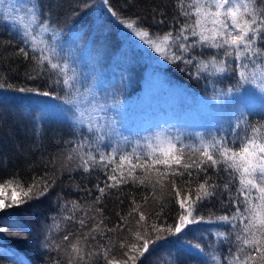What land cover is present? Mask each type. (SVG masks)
Segmentation results:
<instances>
[{
	"label": "trees",
	"instance_id": "obj_1",
	"mask_svg": "<svg viewBox=\"0 0 264 264\" xmlns=\"http://www.w3.org/2000/svg\"><path fill=\"white\" fill-rule=\"evenodd\" d=\"M36 3L37 0H20V10L24 12V6L30 10L31 6ZM39 5L45 12L51 10L52 13L51 30L43 33V39L51 48L55 49L53 62L67 64L70 72L73 73L68 72V75L73 76L77 71L78 64H75V60L71 56L78 59L79 55L86 52L88 55L85 57L84 65L87 66L88 59H90L94 69L91 68L87 77L75 76L72 81L75 85L74 88L64 86L63 75L58 74V70H51L47 63L44 65L45 70L40 71V74L37 75L33 71L34 63L31 59L33 53L31 51H29L28 59L22 55H16L17 49L22 46L18 39L23 31L13 29L0 12V76H6L7 83L15 86L12 89L7 87L0 89V182L11 181L17 188L15 196L11 188H6L3 198H5V203H9L12 199L23 196L29 186H32L29 195H35L45 182L51 185L48 192L39 199H30L19 207L14 206L0 212V219L8 225L6 231L0 232V264H49V260L55 259H59L61 264H68L69 255L65 249H68V245L74 241L75 236L70 237L69 241H63V236L67 232H73L82 237L85 232H89L97 220L104 217H106L104 224L109 228L117 224L122 227L117 228L115 232L104 231L102 227L103 237L98 233H89L88 247L84 248V251L94 252L97 255L88 259L87 264H106L101 245L111 248L109 258L114 257L115 260L122 261L126 259L124 253L131 244L136 243L138 247L143 244V240L137 241L135 237L138 230L136 222L139 220V212H143L146 216V221L141 222L142 225L155 222L157 227L161 225L167 227L169 224H175L182 210L175 197L171 180L175 179L177 186L183 187L184 181L188 180V177L186 174L184 177H173L169 174L168 179L163 182L164 187L162 188L157 183L159 177L154 171L145 175L141 173L140 169H137L136 183L129 181L122 183L119 188L106 189L108 194L105 195L101 203L97 204L95 201L99 193L94 186L100 183L103 187L107 176L98 168L90 173H84L80 167V149L77 141L82 137L79 134L80 132L86 133L90 142L95 134L87 132V122L90 119L97 123L104 120L105 117L114 118L116 128L119 130L121 115L125 113L119 108V105L141 90L139 77L146 70L151 74H157L158 79L168 87L183 88L190 94H199L216 102L215 110L210 111L208 115L200 114L199 130L194 126L189 130L179 129L178 133H170L173 137H180V142H177L178 148L181 147V142L183 145L198 146V134L208 139L210 138L209 133H213L217 137L225 136L230 140L233 136V129L240 132L244 127L243 124L240 128L235 127L236 115L241 107L244 108L249 121L264 122V105L261 103L264 100V93L258 91L254 86L246 85L241 88L239 93L234 92L232 96L223 97L221 100L214 99L217 91H226L236 83L231 75L209 77L207 81L204 78H194L189 74L195 71L193 67L185 66L179 61L169 63L108 11L110 6L124 19L139 18V26H143L150 34L165 33L171 30L175 35L179 32L182 24L194 19L180 15L176 0H109L108 5H105L103 0H39ZM40 8L37 11H40ZM161 19L164 21L163 24L156 23ZM71 31H76L74 32L78 36L76 41L80 40L82 35L90 37L92 46L85 48L84 51L82 49L81 52L76 41L68 42L71 40V38L69 39ZM193 39L196 38L189 36L187 43ZM24 47L26 50H30L31 42ZM122 48L126 50L123 68L128 81L125 85L120 86L118 79L108 75L106 67L110 64L111 58H114V54ZM195 51L197 54L203 51L207 56L216 50L196 49ZM35 54L39 55V52ZM99 66L105 69L106 78L103 77L102 69ZM116 66L118 63L114 65V67ZM234 66L235 62H233ZM128 67L132 73L128 72ZM185 67H187L186 71L180 70ZM123 68H119L121 73H123ZM84 71L87 72V70ZM27 73H31L35 78L29 79ZM112 73L116 74L114 69ZM18 88L38 89L37 93L47 91L62 103H64L65 92H68L74 101L73 105H69L70 109L78 107L77 115L83 113L85 123L73 125L74 114L70 109L63 114L57 110L53 113L47 112L30 96L36 91L22 93L16 90ZM245 90L251 92V95L246 97V105H240L236 102L235 97L243 96ZM57 96L61 99H57ZM102 106L106 111L101 110ZM163 106L164 104L157 100L152 101L147 108H151L152 113L157 112L158 115L154 117L157 119L162 113L169 115V109L182 107V105L178 107L174 104ZM145 108L146 105H140L135 107V110L139 112ZM186 110V108L179 109V115H183ZM131 111H133L132 108ZM208 119L211 122L203 125V121ZM37 131L40 135L36 134ZM152 131L158 133L157 130ZM118 138L119 135L113 133L111 138L105 139L101 147L106 152L117 144L123 152H131L135 147V145H131V142L128 143L129 141L121 143ZM66 141L71 143H66ZM142 147L143 145L135 148L143 154L147 149ZM83 151L95 152V148L85 147ZM183 157L185 161L201 159L198 152L193 153L189 149H185ZM158 167H161L163 171L162 166ZM223 168L224 165L221 164L219 170L209 168L207 173L212 181L220 185L218 191L223 195L213 198L210 202L198 203L195 206V215L208 216L211 212L219 216L235 210L231 204L226 207L220 202L221 200L228 201V192L223 189V185L229 181V173L225 172ZM85 176L87 179L84 178ZM204 177L203 172L197 176L193 170L191 180L193 195L195 188L203 182ZM117 178L119 179L118 173ZM141 178L145 179L144 185L139 184ZM65 179L68 180L65 181ZM107 182L112 183L111 181ZM238 187L239 176L236 174L230 184L231 192L235 194ZM145 197H147L146 202ZM133 199L136 204H139V211H131L135 207ZM73 201L79 205L78 208L73 209L71 203ZM165 205L166 207H164ZM162 207H164L163 213L159 218H156L155 213L159 212ZM97 208L103 209V217L96 213ZM130 211L131 215H128ZM73 214L74 220L64 219ZM85 214L87 217L95 216L96 220L88 219L86 226L81 229L76 221L85 217ZM121 217L126 219L121 220ZM53 218L59 227L49 231V226L53 225ZM25 230H27L28 238L26 240L18 238L19 235L25 234ZM139 230L141 235L145 236L143 227ZM217 231L232 232L233 230L220 223L190 225L181 233L180 243H176L177 237H169L167 241L157 242L158 246L150 244L149 252L137 260V264H212L209 256H201L195 249L189 251L186 244L187 242L200 243L205 253L211 252L215 248L222 257L227 254L230 246L234 252L238 245L235 234L233 233L230 238V245L229 241L222 240L215 235ZM46 233L49 235L50 243L60 245L59 251L41 247V241L44 240ZM93 235L96 237L95 240L91 239ZM154 236L155 233L151 232L149 228L145 238L151 239ZM109 237L111 240L107 239ZM122 243L125 245L123 248L121 247ZM81 247H84L83 240H81ZM72 264H76V261L73 260ZM256 264H264V262L257 259Z\"/></svg>",
	"mask_w": 264,
	"mask_h": 264
},
{
	"label": "snow or ice",
	"instance_id": "obj_2",
	"mask_svg": "<svg viewBox=\"0 0 264 264\" xmlns=\"http://www.w3.org/2000/svg\"><path fill=\"white\" fill-rule=\"evenodd\" d=\"M176 2L181 16L194 19H191V22L182 24L179 32L175 35L171 30L165 33L150 34L143 26H139V18L124 19L110 6L108 11L169 63L179 61L185 66L193 67L195 71L189 74L193 75L194 78H204L207 81L209 77L231 75L236 83L226 91H217L214 99L221 100L223 97L232 96L234 92L239 93L241 88L246 85L254 86L258 91L264 93V0H176ZM103 3L108 5L109 0H103ZM2 4L3 0H0V5ZM38 8H40L39 0L30 8L31 24L36 27L32 28L31 25L24 27L18 39L22 46L17 49L16 55H22L25 59H28L29 51H31L33 53L31 57L34 63L33 71L37 75L40 74V71L45 70L44 65L47 63V65H50L51 70H58V74L63 75L64 86L74 88L75 85L72 81L75 76L68 75L67 64L62 65L53 62L55 49L51 48L47 41L43 39V33L51 30V10L45 12L40 8V11H37ZM161 15L163 14L161 13ZM156 23L163 24L164 21L161 19L157 20ZM38 36L40 37L39 40L37 39ZM189 36L196 39L187 43ZM29 42H31V48L26 50L24 45H28ZM196 49H214L216 51L206 56L203 51L197 54ZM37 52H39V55L35 54ZM233 62H235L234 67ZM180 70L186 71L187 67ZM27 75L29 79L35 78L31 73H27ZM5 87L12 89L15 86L7 83L6 76H0V89ZM16 90L22 93L39 91L32 88H18ZM39 94L45 97L51 95L47 91ZM250 95L251 92L245 90L243 96L235 97L236 102L240 105H246V97ZM56 98L61 99L59 96ZM64 102L68 105L74 104L68 92H65ZM261 103L264 105V100ZM112 107H115V105H112ZM101 110L106 111L103 106ZM70 111H73L74 114L73 125H83L85 123L83 113L76 115L79 111L78 107L70 109ZM105 121L107 122L105 123ZM241 124L244 125L242 130L236 132L233 129V136L230 140L225 136L217 137L213 133H209L210 138L208 139L198 134V146L183 145L181 142L179 148L177 142H180V137H173L162 129L154 137L145 138L147 140L145 145L147 151L142 154L135 147L131 152H123L118 144L107 152L101 147L105 139L111 138L113 133L119 135L114 118L105 117L99 123L91 119L87 122V132H94L95 134L91 142L86 133L80 132L79 134L82 137L77 141L80 149V167L84 173H90L98 168L107 176V181L112 182L105 181L103 187L100 183L94 186L99 193L95 201L97 204L101 203L105 195L108 194L106 189L119 188L122 183H128L129 181L136 183L137 169H140L141 173L145 175L154 171L159 177L157 183L162 188L164 187L163 182L168 179L169 174L173 177H184L186 174L188 177V180L184 181L183 187H178L175 179L171 180L175 197L182 210L175 224H169L167 227L163 225L157 227L155 222L142 225L141 222L146 221V216L143 212H139V220L136 222L138 230L135 237L137 241L143 240V244L139 247L136 243L131 244L124 253L126 259L122 261L115 260L114 257L109 258L111 248L101 245L103 259L106 264H129V262L137 264V260L149 252L150 244L158 246L157 242L167 241L169 237H177L176 243H180L181 233L186 228L201 223H220L229 226L233 230L232 232L217 231L215 235L222 240L229 241L231 245L230 238L234 233L235 240L238 242L236 250L233 252L230 246L227 254L222 257L220 253L216 252L215 248L211 252L205 253L200 243L187 242L186 247L189 251L195 249L201 256H209L212 264H256L257 259L264 262V122L249 121L244 108L241 107L238 110V115H236L235 127L240 128ZM36 134L40 135L38 131ZM127 139V137L124 138L125 141ZM66 143L71 142L66 141ZM136 143L139 146V141ZM85 147H94L95 152H85L83 151ZM185 149H189L193 153L198 152L201 159L185 161L183 157ZM221 164L224 165L223 170L229 173V181L223 185V189L228 192V201L221 200L220 202L226 207L231 204L235 210L229 214L219 216L211 212L208 216L195 215V206L198 203L210 202L213 198L223 195L222 192L218 191L220 185L212 181L211 177L207 175L209 168L219 170ZM158 166H162L163 171ZM193 170L197 176L201 172L205 174L203 182L195 188L194 195L191 188ZM236 174L239 176V187L236 189V193L233 194L230 184L235 179ZM84 178L87 179V176ZM52 183L54 184L55 181L53 180ZM139 184L144 185L145 179H139ZM50 187L51 185L45 182L44 186L40 187L35 195H29L32 191V186H29L28 191L24 192L23 196H18L12 199L11 202L5 203V198H3L5 189L11 188L15 196L17 188L11 181L0 182V212L14 206L19 207L27 200L39 199L48 192ZM240 197H243V199H240ZM144 199L146 202L147 197ZM71 203L73 209L79 207L75 201ZM133 204L135 207L131 211H139V204H136L135 199H133ZM164 207L155 213L156 218H159L163 213ZM131 211L128 215H131ZM96 213L103 217L102 208H97ZM64 219L74 220V214ZM88 219L96 220V217H87V214H85V217L76 222L83 229ZM104 219L106 217L97 220L93 227L89 229V232H85L82 237L73 232H67L63 236V241H69L70 237L75 236L74 241L68 245V249H65L69 255L68 264H72L73 260L76 261V264H87L88 259L97 255L94 252L84 251V248L88 247L89 233H98L103 237L104 231L115 232L117 228L122 227V225L117 224L109 228L104 224ZM125 219V217H121V220ZM7 227V223L0 219V232L6 231ZM58 227L59 225L56 224L53 218V225L49 226V231ZM102 227L104 231L101 230ZM141 227L144 229L145 236L150 228L151 232L155 233L154 238L146 239L145 236H142L139 230ZM26 233L27 230H25V234L19 235L18 238L26 240L28 238ZM95 238L94 235L91 236V239L95 240ZM107 239L111 240L110 237ZM81 240L84 242V247H81ZM41 247L47 250H60L59 244L49 242L47 233L44 240L41 241ZM121 247L123 248L125 245L122 243ZM49 264H61V261L59 259L49 260Z\"/></svg>",
	"mask_w": 264,
	"mask_h": 264
},
{
	"label": "rangeland",
	"instance_id": "obj_3",
	"mask_svg": "<svg viewBox=\"0 0 264 264\" xmlns=\"http://www.w3.org/2000/svg\"><path fill=\"white\" fill-rule=\"evenodd\" d=\"M20 0H3V4L0 5V12L2 13L4 19H6L11 27L13 29H21L24 30L25 26L31 25L32 28H35V25L31 24L30 19V10L28 7L24 6L25 11L23 12L20 10L19 5ZM10 20V21H9ZM38 31V29H37ZM76 31H71L69 35V43H74L78 36ZM72 35V36H71ZM39 36L37 39L39 40ZM77 47L82 52L87 47H91L92 40L90 37H82L80 40L76 41ZM125 49H121L120 51L116 52L114 54V58H111L110 64L106 67L107 73L110 76H114L115 79H118L119 85L123 86L127 83L128 78H126V74L124 72L123 68V60L125 59ZM88 55L86 52H83V54L79 55L78 59H75L74 56H71L73 60H75V64H78L77 71L74 76H82L87 77V74L91 70L92 67V61L88 59V65H84V62L86 61L85 57ZM112 55V54H111ZM108 58V56H106ZM118 63V66L114 67V65ZM99 68L102 69V75L104 78L107 77V74L105 72V69L101 66ZM119 68H123V73L120 72ZM94 69V68H93ZM95 69H97L95 67ZM115 70V73H112V70ZM84 70H87L84 71ZM67 71L70 74H73L70 72L68 66ZM128 72L132 73L130 68L128 67ZM157 74H151L148 70H146L139 78H140V89L138 93H135L130 98H128L127 101L121 102L119 105V108L125 113H122L121 115V122L119 125V140L120 142H124V138L127 137V141L131 145L137 146V141H139V146L143 145L142 148L145 147L147 140L145 138H151L155 136V131L157 130L160 132L162 129L165 132L173 134V132H179V129L189 130L190 128H193L194 126L196 129L199 128L200 123V114H209L210 111L213 109L215 110L217 107L215 106V101L206 97H202L199 94L195 93H188L183 88L178 89L176 87L171 88L168 87L165 83H163L158 77ZM30 96H32V99L36 100L37 103H39L41 106L45 108L47 112L53 113L55 110L61 112L60 114H63L67 110L70 109V106L66 104L65 102L62 103L55 99L53 96H43L39 93L35 92L32 93ZM159 101L164 106H169L171 104L182 105L181 108H186V112L183 115H179L180 111L178 108H172L169 109V115L167 113H162L159 115L157 119H154L156 117L157 112H151V108H147L152 101ZM146 105V108L141 111H136L135 107ZM163 106V107H164ZM131 108L133 111H131ZM208 112V113H205ZM189 115L187 116V114ZM70 114V113H69ZM77 115V113H76ZM179 115V116H178ZM211 120H204L203 125L205 123H209ZM99 123V122H97ZM152 127H154L152 129ZM154 143V141H153Z\"/></svg>",
	"mask_w": 264,
	"mask_h": 264
},
{
	"label": "bare ground",
	"instance_id": "obj_4",
	"mask_svg": "<svg viewBox=\"0 0 264 264\" xmlns=\"http://www.w3.org/2000/svg\"><path fill=\"white\" fill-rule=\"evenodd\" d=\"M54 151H55V150H54ZM55 152H56V151H55ZM66 180H68V179H65V181H66ZM143 264H145V263H143ZM149 264H151V263H149Z\"/></svg>",
	"mask_w": 264,
	"mask_h": 264
}]
</instances>
